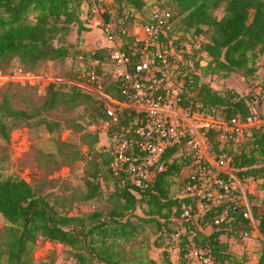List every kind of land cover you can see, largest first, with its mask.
<instances>
[{"label":"trees","instance_id":"trees-1","mask_svg":"<svg viewBox=\"0 0 264 264\" xmlns=\"http://www.w3.org/2000/svg\"><path fill=\"white\" fill-rule=\"evenodd\" d=\"M81 1L0 0V65L10 58L30 65L66 57L68 49L53 42L58 34L68 32L70 24L79 22ZM126 1L136 10L142 6V0ZM168 1L176 10L170 17L171 31L168 36L176 35L183 39L206 35L207 39L201 43V49L209 61H196L194 69H183L187 73V81L191 80L184 93V105L223 120L243 122L253 114L250 104L253 105L255 99L259 100V94L253 90L247 96L229 90L218 93L199 83V77L201 74L223 76L236 70L255 73L256 59L264 54V0ZM221 3H224V14L217 19L213 11ZM109 17L104 13L105 21H109ZM61 88L49 85L44 109L55 108L58 103L66 102L67 97L70 102H90L94 116L105 118L103 104L91 95L74 86L66 91ZM33 117L31 112L13 108L9 99L3 96L0 100V137L8 139L9 129L28 125ZM42 122L47 123L44 119ZM97 138L94 135L93 142ZM227 151L232 154V167L236 173L264 179V124L250 128L244 139L237 145H230ZM95 153L89 161L94 173L84 180L85 191L81 200L96 197L101 191L102 181L113 182L109 198L116 203L104 214L95 212L86 217L61 214L45 195L36 193L25 179L0 177V214L7 222L0 241L4 248L0 251V264H47L45 261L34 263L32 259L39 237L74 249L76 264H134L132 260L116 256L112 249L115 241L128 239L134 232L136 224L132 217L156 222L157 232L170 237L176 225L174 219L180 217L183 206L191 203L187 197L170 194L174 182L180 187V174L185 164L175 160L165 171L157 173L146 187L138 188L124 171L113 173L110 168L113 157L109 152L98 149ZM140 204L148 207L147 217H139L135 213ZM260 207H254L253 212L258 219V235L264 241V208L260 210ZM219 212L220 207H215L198 217V224L210 229L198 231L195 244L208 250L211 264H244L247 260L229 249L231 231L224 229L223 222H214ZM223 234L225 240L221 239ZM186 250L187 239L184 236L181 255ZM148 262L157 264L152 260ZM182 263L185 264V261L182 260ZM162 264H171L166 250L163 251ZM256 264H264V244L257 252Z\"/></svg>","mask_w":264,"mask_h":264},{"label":"built area","instance_id":"built-area-1","mask_svg":"<svg viewBox=\"0 0 264 264\" xmlns=\"http://www.w3.org/2000/svg\"><path fill=\"white\" fill-rule=\"evenodd\" d=\"M170 17L157 8L144 21L134 19L130 29L100 21L101 37L79 46L78 76L70 82L105 108L106 150L113 157L114 174L124 171L135 187L144 188L175 160L185 164L179 197L191 203L174 219L164 250L171 264H211L208 250L195 244L198 231L205 232L199 216L220 207L214 222L231 231L229 242H235L236 234L246 241L252 231L258 233L253 208L260 207L257 187L264 179L236 173L227 148L239 144L250 128L263 125L264 116L227 121L184 105L191 80L183 69L196 55H205L204 38L168 36ZM28 73L18 69L13 75L26 79ZM254 91L264 92V76ZM184 236L187 250L181 255Z\"/></svg>","mask_w":264,"mask_h":264},{"label":"rangeland","instance_id":"rangeland-1","mask_svg":"<svg viewBox=\"0 0 264 264\" xmlns=\"http://www.w3.org/2000/svg\"><path fill=\"white\" fill-rule=\"evenodd\" d=\"M81 3L79 22L70 24L68 32L65 35L58 34L53 42L68 49L66 57L30 65L10 58L0 65V100L6 96L13 108L34 114L28 125L9 129L8 139L0 137V177L25 179L36 193L45 195L61 214L86 217L95 212L104 214L116 203L109 198L114 187L111 181L101 182V191L96 197L81 200L85 191L84 180L87 175L94 173L89 161L98 149L107 151L109 147L108 127L105 126L107 117L94 116L90 102H70L67 97L66 102L58 103L55 108L44 109L46 89L51 84L61 86L63 91L71 87L70 81L78 76L76 55L79 46L93 35L99 37L100 21L104 20V13L109 14V21L113 24L130 29L134 19H147L157 8L170 15L176 10L168 0H142L139 10L131 7L126 0H82ZM223 14L224 3H221L214 9L213 15L220 19ZM205 36L204 41H207ZM196 61L208 62L209 57L196 55L184 68L187 71L194 69ZM18 69L29 72L28 78L19 75L14 77L13 73ZM263 76L264 54H261L256 59L254 74L245 70H236L223 76L201 74L199 83L206 84L218 93L229 90L247 96L254 91L256 83ZM250 110L253 114L264 116V92L260 93L258 104H250ZM43 119L47 123L42 122ZM94 135L98 138L93 142ZM172 153L180 155L179 152ZM257 189V202L261 210L264 208V185H259ZM170 194L181 195L177 182L171 185ZM147 210L146 205L140 204L135 213L139 217H147ZM131 220L136 224L135 230L128 239L113 243L115 255L127 261L132 260L134 264H148L149 260L162 264L164 247L169 240L166 233L157 232L156 222H144L135 217ZM6 227L7 222L0 214V241ZM204 230L209 231V228ZM222 238L225 239L224 235ZM262 240L255 231L246 241H242L239 234H236L235 242L229 243V249L248 261L250 251L256 253V249L264 244ZM249 245L252 248L248 249ZM3 250L0 244V251ZM75 253L71 247L39 237L32 259L34 263L45 261L47 264H76Z\"/></svg>","mask_w":264,"mask_h":264},{"label":"crops","instance_id":"crops-1","mask_svg":"<svg viewBox=\"0 0 264 264\" xmlns=\"http://www.w3.org/2000/svg\"><path fill=\"white\" fill-rule=\"evenodd\" d=\"M89 27V26H88ZM82 36H84V35H82ZM86 37L88 38L89 36L88 35H86ZM101 37V34L99 35V37H95L94 35H93V37L92 38H90V39H87L86 40V42H88V43H90L91 42V40H94V39H97V38H100ZM90 40V41H89ZM250 248H252L250 245H249V247H248V249H250ZM260 249V247L258 248V249H256L257 251H256V253L254 252H251L250 251V255H251V257H250V259L248 260V261H246L244 264H256L257 263V252H258V250Z\"/></svg>","mask_w":264,"mask_h":264}]
</instances>
